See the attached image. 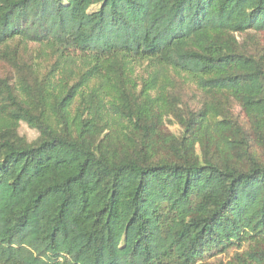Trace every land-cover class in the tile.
I'll return each mask as SVG.
<instances>
[{"label":"trees","instance_id":"16d2710c","mask_svg":"<svg viewBox=\"0 0 264 264\" xmlns=\"http://www.w3.org/2000/svg\"><path fill=\"white\" fill-rule=\"evenodd\" d=\"M249 31L264 0H0V264H264Z\"/></svg>","mask_w":264,"mask_h":264},{"label":"rangeland","instance_id":"374dc122","mask_svg":"<svg viewBox=\"0 0 264 264\" xmlns=\"http://www.w3.org/2000/svg\"><path fill=\"white\" fill-rule=\"evenodd\" d=\"M243 37L247 39L249 44L257 47L255 49H258L259 53L262 54V52H264V33H255L254 31H249L245 33ZM238 40L241 41L240 36H238ZM173 81L175 82V85L173 86L174 92L180 98L179 104L182 108H195L199 106L202 100V93L195 87L194 84H191L186 79L179 78L175 75L173 76ZM230 111L239 122L242 121L243 116L237 102L232 101L230 103ZM170 120L172 121V119ZM171 121H165L166 128L174 134H179V126L173 121L171 123ZM18 131L19 134L25 136L28 141L35 139L37 136V132L34 129L28 127L23 122L20 123Z\"/></svg>","mask_w":264,"mask_h":264}]
</instances>
